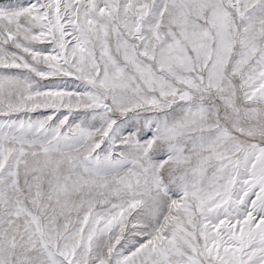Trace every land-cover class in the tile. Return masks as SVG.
<instances>
[{"label": "snow or ice", "instance_id": "obj_1", "mask_svg": "<svg viewBox=\"0 0 264 264\" xmlns=\"http://www.w3.org/2000/svg\"><path fill=\"white\" fill-rule=\"evenodd\" d=\"M0 264H264V0H0Z\"/></svg>", "mask_w": 264, "mask_h": 264}]
</instances>
